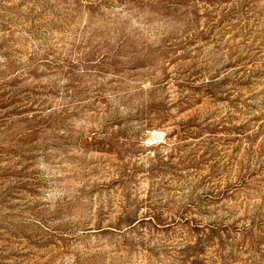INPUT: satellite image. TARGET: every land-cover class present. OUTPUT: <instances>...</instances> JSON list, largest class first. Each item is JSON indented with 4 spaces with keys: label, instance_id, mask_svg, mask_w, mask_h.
<instances>
[{
    "label": "rangeland",
    "instance_id": "374dc122",
    "mask_svg": "<svg viewBox=\"0 0 264 264\" xmlns=\"http://www.w3.org/2000/svg\"><path fill=\"white\" fill-rule=\"evenodd\" d=\"M0 264H264V0H0Z\"/></svg>",
    "mask_w": 264,
    "mask_h": 264
}]
</instances>
